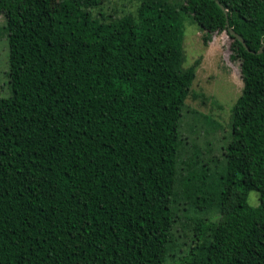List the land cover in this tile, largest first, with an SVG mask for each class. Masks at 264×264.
I'll use <instances>...</instances> for the list:
<instances>
[{
  "label": "trees",
  "instance_id": "trees-1",
  "mask_svg": "<svg viewBox=\"0 0 264 264\" xmlns=\"http://www.w3.org/2000/svg\"><path fill=\"white\" fill-rule=\"evenodd\" d=\"M100 1L0 0V264H264V0H138L107 21ZM184 16L204 45L226 34L243 84L207 187L180 176ZM179 180L215 215L183 247Z\"/></svg>",
  "mask_w": 264,
  "mask_h": 264
},
{
  "label": "rangeland",
  "instance_id": "rangeland-1",
  "mask_svg": "<svg viewBox=\"0 0 264 264\" xmlns=\"http://www.w3.org/2000/svg\"><path fill=\"white\" fill-rule=\"evenodd\" d=\"M167 1L178 3L181 0ZM137 4L138 0H101L99 5L92 9L91 14L101 19V13L106 21L117 19L126 14H133ZM3 26L4 20L0 15V98L10 95L7 83V44ZM201 35L193 20L184 16L181 66H191L194 78L182 106L178 129L182 147L179 157L183 164L185 163L181 165L183 169L180 176L190 178V183L199 187L196 175L205 174L207 187L210 181L217 180L223 170L220 148L227 143L230 109L240 95L243 84L239 75V62L230 52L231 40L226 34H213L206 45L202 43ZM202 167L208 171L202 172ZM184 189L185 185L179 180L176 185V197L183 202L182 206L186 209L177 211L179 220L173 232L176 247H183V244L190 242L193 228L191 220L215 217L210 210L194 212L189 209L190 200L183 194L186 191ZM247 204L251 207L257 205L256 193H248Z\"/></svg>",
  "mask_w": 264,
  "mask_h": 264
},
{
  "label": "water",
  "instance_id": "water-1",
  "mask_svg": "<svg viewBox=\"0 0 264 264\" xmlns=\"http://www.w3.org/2000/svg\"><path fill=\"white\" fill-rule=\"evenodd\" d=\"M222 10V9H221ZM223 11V10H222ZM223 13L225 14V11H223ZM227 25V24H226ZM227 33L229 34V36L233 39H235L238 43H240V45L245 49V45H244V42L243 40L238 36L236 35L232 30L231 28H227ZM264 46V43L262 44ZM262 46L259 47L258 49V52L257 54L260 52Z\"/></svg>",
  "mask_w": 264,
  "mask_h": 264
}]
</instances>
